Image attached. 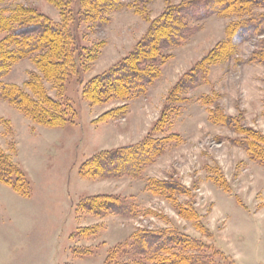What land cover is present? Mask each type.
Masks as SVG:
<instances>
[{
	"label": "rangeland",
	"instance_id": "1",
	"mask_svg": "<svg viewBox=\"0 0 264 264\" xmlns=\"http://www.w3.org/2000/svg\"><path fill=\"white\" fill-rule=\"evenodd\" d=\"M188 1L123 0L107 23L75 19L79 49L88 47L94 56L82 61L60 94L44 82L49 96L75 108L72 124L42 126L0 100V148L12 154L31 190L23 197L0 185L9 193L0 195V209H16L9 222L0 220L6 236L0 264H264V163L243 147L253 134L264 145V0H231L219 13L186 18L191 33L161 50L158 78L144 94L98 103L81 96L85 83L119 65L169 6ZM17 4L60 21L48 0H6L0 8ZM250 25L259 27L234 40ZM207 55L213 58L202 61ZM35 71L22 59L4 81L26 89ZM190 77L197 82L179 91L177 102L169 99ZM147 136L166 143L137 177L79 173L90 156ZM103 195L134 203V213L94 215L79 206ZM22 209L36 210L31 221L22 219ZM160 234L181 242L158 252L161 247L153 246L145 256L131 246L135 236ZM163 257L168 263L158 261Z\"/></svg>",
	"mask_w": 264,
	"mask_h": 264
},
{
	"label": "trees",
	"instance_id": "2",
	"mask_svg": "<svg viewBox=\"0 0 264 264\" xmlns=\"http://www.w3.org/2000/svg\"><path fill=\"white\" fill-rule=\"evenodd\" d=\"M5 1L0 0V4ZM48 1L59 10V22H54L21 4L10 10L0 8V35H3L0 40V100L16 107L34 123L57 128L75 122L77 111L70 102L49 96L44 82L50 83L60 94L66 81L77 73L81 64L83 65L82 61L94 56V51L88 47L79 49L75 19L78 21L77 24L107 23L109 13L123 8L124 4L123 0ZM231 3V0H190L179 6H169L161 18L150 26L146 37L139 41L119 65L85 83L81 89V96L90 103H98L100 99L103 101L114 97L124 99L131 97L132 93L144 94L147 87L158 78L161 50L179 45L191 33L186 18L199 19L216 14ZM258 27L259 25H250L246 29L243 28V31L239 30L234 35V40L245 38L247 35L244 33L247 30L250 32ZM85 51H88V54ZM26 58L33 62L37 70L30 73L29 79L24 83L26 89L5 82L4 77L10 72L14 63ZM209 58L212 59L213 56L207 55L202 61L205 62ZM192 71L194 72L193 69ZM196 82L197 78H182L169 94V99L174 98L173 101L177 102L179 100L177 93L191 88L190 86ZM125 108L123 106L124 111ZM124 111L118 116H123ZM110 113L115 114V111ZM164 115L165 112L152 131L159 128ZM250 139L251 141L243 145L244 149L252 159L264 163V145L255 134ZM165 140L160 141L147 136L135 145L98 152L82 162L79 173L103 178L117 175L137 177L142 168L152 163L162 152ZM0 182L23 197L30 196V181L25 172L14 162L12 154L2 148H0ZM79 206L94 215L112 213L121 217L132 215L136 208L134 203L114 195L89 197L79 203ZM88 230L90 234L96 233L95 227H89ZM162 236L163 234L135 236L131 246L138 249V254L145 256L149 254V249H154L153 246L161 247L157 249L158 252L175 243V240L181 242V239L170 235L166 239ZM72 250L78 254H87L76 249ZM167 259L163 257L158 261L168 263L169 259Z\"/></svg>",
	"mask_w": 264,
	"mask_h": 264
},
{
	"label": "crops",
	"instance_id": "3",
	"mask_svg": "<svg viewBox=\"0 0 264 264\" xmlns=\"http://www.w3.org/2000/svg\"><path fill=\"white\" fill-rule=\"evenodd\" d=\"M0 185L9 188L8 186L4 185L2 182H0ZM1 194L5 195L6 198L9 196L8 191H5L4 189H2V187H0V195ZM18 211L21 212L22 215H20V214H18V215H20L22 217V219H24L25 221H31V214L30 213H32L31 211H36V210L35 209H30V213L28 212L29 209H22V210H18ZM15 212H16V209H7V208L0 209V220L3 221V222L4 221L9 222L10 218L14 216ZM0 238L5 240V238H6L5 234L0 235Z\"/></svg>",
	"mask_w": 264,
	"mask_h": 264
}]
</instances>
